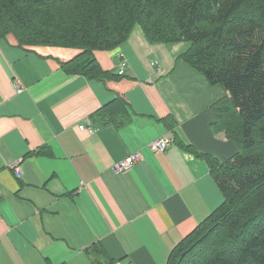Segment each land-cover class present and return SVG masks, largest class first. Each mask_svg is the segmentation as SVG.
Listing matches in <instances>:
<instances>
[{"label": "crops", "instance_id": "0c3cea01", "mask_svg": "<svg viewBox=\"0 0 264 264\" xmlns=\"http://www.w3.org/2000/svg\"><path fill=\"white\" fill-rule=\"evenodd\" d=\"M189 47L151 43L137 26L93 53L105 71L119 75V52L129 65L99 81L64 67L83 50L0 40V264H168L224 202L207 162L176 141L221 161L237 153L213 129L212 107L229 94L181 58ZM119 100L127 124L94 121L117 115ZM162 136L174 143L156 153ZM137 152L132 169L114 172Z\"/></svg>", "mask_w": 264, "mask_h": 264}, {"label": "trees", "instance_id": "16d2710c", "mask_svg": "<svg viewBox=\"0 0 264 264\" xmlns=\"http://www.w3.org/2000/svg\"><path fill=\"white\" fill-rule=\"evenodd\" d=\"M137 26L151 43L190 44L181 58L229 94L212 107L213 129L237 147L221 161L176 140L207 162L225 198L168 264H264V0H0V40L83 50L64 67L90 80L118 78L93 53L125 44ZM113 105L117 115L94 121L127 124L125 103Z\"/></svg>", "mask_w": 264, "mask_h": 264}, {"label": "built area", "instance_id": "2783aa9c", "mask_svg": "<svg viewBox=\"0 0 264 264\" xmlns=\"http://www.w3.org/2000/svg\"><path fill=\"white\" fill-rule=\"evenodd\" d=\"M117 64H118L119 75H123L129 66L126 55L123 52L118 53V63ZM153 64L155 66H157V62H153ZM15 88H16L18 93H21L25 90V88H24L22 82H20V80L15 81ZM84 128H85V126L81 127L82 130ZM173 143H174L173 139H171L167 136H162L159 139L152 141L150 143L149 147L156 153L165 152L166 150H168L170 148V146L173 145ZM141 160H142L141 154L139 152L133 153L130 156H128L125 160H123V161L119 162L117 165H115L113 170L116 174L125 173V172L129 171L130 169H132L136 165V163H138ZM19 164H20V161H19V163L18 162L15 163L13 165V169H14L16 176L18 178H21L23 173H22L21 166Z\"/></svg>", "mask_w": 264, "mask_h": 264}, {"label": "rangeland", "instance_id": "374dc122", "mask_svg": "<svg viewBox=\"0 0 264 264\" xmlns=\"http://www.w3.org/2000/svg\"><path fill=\"white\" fill-rule=\"evenodd\" d=\"M10 36H14L13 34H10V35H8L6 38H8V37H10ZM6 38H3V39H6ZM2 40V39H1Z\"/></svg>", "mask_w": 264, "mask_h": 264}]
</instances>
